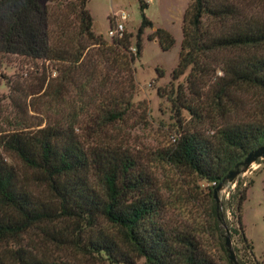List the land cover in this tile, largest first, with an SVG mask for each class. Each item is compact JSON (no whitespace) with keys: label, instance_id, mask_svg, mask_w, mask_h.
Instances as JSON below:
<instances>
[{"label":"trees","instance_id":"16d2710c","mask_svg":"<svg viewBox=\"0 0 264 264\" xmlns=\"http://www.w3.org/2000/svg\"><path fill=\"white\" fill-rule=\"evenodd\" d=\"M40 2L0 0V58L40 62L39 92L49 106L70 113L43 127L20 126L0 135V264H74L38 256L26 241L35 230L99 264H218L197 236L165 221V200L140 159L100 141L104 130L123 121L133 107L132 64L141 56L144 29L152 27L147 5L140 1L133 54L130 33L111 43L94 33L88 0ZM181 31L172 79L186 75L184 83L158 94L173 102L178 115L184 110L198 124H209L212 133L181 128L179 121V137L165 156L209 185L207 223L220 237L213 190L264 145V113L236 117L240 93L251 90L264 100V0H191ZM148 39L162 51L175 44L162 28ZM217 72L222 75L207 80ZM186 90L196 98L204 91L208 102L195 103ZM73 91L76 99L70 101ZM242 186L236 182L228 204L234 205L233 232L253 257L241 227L248 189ZM252 264L261 263L252 258Z\"/></svg>","mask_w":264,"mask_h":264},{"label":"rangeland","instance_id":"374dc122","mask_svg":"<svg viewBox=\"0 0 264 264\" xmlns=\"http://www.w3.org/2000/svg\"><path fill=\"white\" fill-rule=\"evenodd\" d=\"M53 1L55 0H41L40 3L42 6H49ZM140 1L147 5L145 15L151 21L152 27L144 29L141 35V56L132 64L135 80V89L131 92L133 107L123 121L116 122L104 130L100 141L127 149L140 159L165 200V221L171 227L187 229L197 236L206 252L218 264H230L224 246V237L227 234L231 237L237 260L252 264L253 258L264 264V160L257 161L247 173L240 175L233 185H226L225 190L218 194L219 203L216 204L221 215L218 237L207 223L211 206L207 190L209 185L198 181L184 170L175 168L168 163L165 156V152L179 137V121L182 123L181 128H195L205 134L212 133L209 124H198L191 120L184 110H180L178 115L173 102L167 96L158 94L159 91L162 94L163 91H170L171 85L175 87L184 83L186 75L174 81L172 72L179 61L183 16L191 0H88L87 9L92 18V29L104 41L111 43L113 38L108 36V32L114 22L120 21L119 16L125 13V33L132 35L131 52L135 54L136 35L141 24ZM158 28L168 31L175 40L169 51H162L156 40L148 39ZM49 68L50 78H54L55 66L50 65ZM43 75L40 62L34 65L22 57L0 58V135L20 126L43 127L70 113L61 106L47 104L45 97L39 92ZM221 75L220 72L211 73L207 80H214ZM203 93L204 91H201L200 97L196 98L186 90L188 97L201 106L208 102ZM68 98L74 101L75 92ZM237 101H240L236 112L238 118L247 119L257 116L260 112L264 113V100L251 90L240 93ZM69 110L72 111L73 108ZM12 162L24 175L29 174L15 159ZM237 181L242 182V187H248L241 209V227L246 241L252 245L253 257L250 256L240 235L233 232L237 223L232 211L234 205L232 203L233 207H230L228 201L236 191ZM42 197L50 199L47 192H42ZM26 241H30L38 256L50 261L99 264L66 246L52 242L41 235L39 230L31 232Z\"/></svg>","mask_w":264,"mask_h":264},{"label":"water","instance_id":"95a60500","mask_svg":"<svg viewBox=\"0 0 264 264\" xmlns=\"http://www.w3.org/2000/svg\"><path fill=\"white\" fill-rule=\"evenodd\" d=\"M259 160H264V145L250 152L241 163L237 164L235 168L227 174V176L216 187V189L213 190V198L215 202L219 203L218 194L225 190L226 185H233L240 175L247 173L250 168ZM224 239V246L226 252L228 253L230 264H239L237 256L232 248V241L229 234L225 235Z\"/></svg>","mask_w":264,"mask_h":264},{"label":"built area","instance_id":"2783aa9c","mask_svg":"<svg viewBox=\"0 0 264 264\" xmlns=\"http://www.w3.org/2000/svg\"><path fill=\"white\" fill-rule=\"evenodd\" d=\"M119 22H114L112 27L110 28L108 32V36L113 39H120L123 37L125 33V25L124 22L127 21V15L125 13H122L119 16Z\"/></svg>","mask_w":264,"mask_h":264}]
</instances>
